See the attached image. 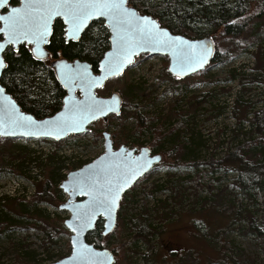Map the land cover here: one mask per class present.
<instances>
[{
    "label": "rangeland",
    "instance_id": "1",
    "mask_svg": "<svg viewBox=\"0 0 264 264\" xmlns=\"http://www.w3.org/2000/svg\"><path fill=\"white\" fill-rule=\"evenodd\" d=\"M263 28L264 19L251 21L243 39L215 41L216 47L224 53L230 43L246 44ZM252 54L256 52L250 49L245 56ZM245 56L229 65L210 64L204 72L176 81L168 72L167 57L142 55L98 91L101 97H122L119 116L61 142L0 138V215L11 223H2L0 230V264H53L72 254V234L65 226L71 214L59 208L69 196L61 185L68 174L105 152L104 132L112 134L116 150L148 147L163 155L178 144V133L180 141L190 140L189 147L196 144L180 166L163 155L162 163L126 194L116 230L100 240L114 253L115 264H264V188L246 192L235 185L234 170L211 165L237 146L238 113L227 102L238 82L223 80L240 62L246 63L240 78L254 74L261 59ZM262 91L259 83L242 89L253 104L262 102ZM161 124L167 136L159 148L155 130ZM44 152L65 166L59 184L63 196L54 204L37 198L46 176L31 162ZM37 202L44 216L40 221L27 212ZM135 222L155 230L150 241L137 236Z\"/></svg>",
    "mask_w": 264,
    "mask_h": 264
},
{
    "label": "trees",
    "instance_id": "2",
    "mask_svg": "<svg viewBox=\"0 0 264 264\" xmlns=\"http://www.w3.org/2000/svg\"><path fill=\"white\" fill-rule=\"evenodd\" d=\"M11 3L18 5L20 2L12 0ZM130 5L142 14L154 16L163 27L174 34L192 39L214 36V40L218 42L243 39L251 21L264 19V0H130ZM53 30L48 48L51 53L50 60L63 57L70 61L75 59L88 61L92 64L94 71H98L99 62L110 49V34L102 22H94L78 43L66 42L64 25L60 20L55 22ZM230 46L224 53L219 52L217 46L212 64L229 65L244 57L250 49H253L256 54L245 57L251 58L254 62L258 59L261 61L256 63L253 75L240 78V72L246 68V63L240 62L223 80L238 82L235 92L231 93L227 102L228 109L238 113L239 122L235 130L237 146L211 165L234 170L235 185L246 192H251L253 189L264 188V91L259 95L262 102L253 104L242 93V89L255 83H259L261 87L264 86V28L257 37L246 44L238 41L237 45L232 46L230 43ZM5 59L8 68L2 76L1 83L24 111L43 119L53 116L61 109L66 93L57 83L54 72L49 68V61L34 60L30 49L24 45L20 47L19 52H15L12 48L8 49ZM249 64L251 65L252 62ZM143 119H140L142 124ZM155 131L158 136L156 146L162 148L161 142L167 136L163 133V124ZM179 135L178 133L174 136L178 144L171 150L163 151V155L171 159L172 164L176 166L183 164L185 155H189L196 146V144L193 146L191 142L189 147L190 140L180 141ZM184 136L186 137V134ZM201 144L202 142L199 141L197 147ZM56 158L50 152H44L31 162L37 168H42V175L46 176L44 182L39 184L41 191L37 198L40 203L54 204L63 196L59 184L65 178L62 176L65 166L64 162L55 164ZM126 194L121 206L126 202L124 199ZM39 202L35 205L33 203L27 210L30 212V217L37 221L44 218ZM7 218L8 216L0 215V230L4 229L2 223L11 224L5 220ZM134 224L138 229L137 236L147 241L152 239L155 230H151L146 225L141 226L139 222ZM252 229L260 233L255 224H252ZM102 231L103 221L100 220L96 230L88 235V241L98 248L104 247L100 243Z\"/></svg>",
    "mask_w": 264,
    "mask_h": 264
},
{
    "label": "water",
    "instance_id": "3",
    "mask_svg": "<svg viewBox=\"0 0 264 264\" xmlns=\"http://www.w3.org/2000/svg\"><path fill=\"white\" fill-rule=\"evenodd\" d=\"M11 2L12 0H7L6 4L0 6V17L9 16L13 8H22L26 0H19L18 5H13ZM126 7L135 11L139 17H147L149 20L154 21L157 27L153 31H158L160 39L167 41V45L161 46L156 43L144 42L142 45L137 46L133 42L131 44L133 54L129 57L130 62L123 61L119 72L102 70L104 65L110 61L115 64L118 59H123L122 54L117 52L114 43L116 34L106 17L92 16L84 23L80 31L72 36L71 26L65 22V17L55 16L49 24L50 34L47 36L46 42L40 43L39 48L36 44L23 39L19 42L10 43L7 35L8 22L0 19V29L3 30L0 31V45L3 46L0 49V59L3 60L4 64V67L0 68V89H2L0 91V138L61 142L71 136L87 134L91 125L100 120L106 122L110 116H119L123 106L122 97L118 93H113L110 97H101L98 95V91L102 90L108 81L122 76L142 55L167 57L169 59L168 72L179 81L204 72L215 60L216 43L214 36L191 39L184 35L174 34L168 28L163 27L154 16L142 14L138 9L131 6L130 0H126ZM57 20H60L64 25L67 43L71 41L74 43L80 42L85 32L94 22H102L106 26L110 34V49L99 62L97 72L94 71L92 64L88 61L79 59L70 61L63 57L50 60L51 53L48 48L51 44L53 28ZM23 45L30 49L34 60L38 62L49 61V68L54 72L57 83L66 93L61 109L53 116L39 119L24 111L1 83L2 76L8 68L5 59L7 50L12 48L15 52H19L20 47ZM181 51L189 54L187 58L180 54ZM90 78L98 80L99 85L90 86ZM113 97L117 98L118 103L113 102ZM93 98L95 101H105L107 105H110V108L105 107L106 114L97 112L95 118H93L87 112L80 113L76 110L83 105L92 104ZM20 117H31V120L35 123L25 122L23 126H17L12 120ZM63 120L74 122L77 127L60 131V128L54 122ZM57 134L59 138H57ZM104 149L105 152L100 157L81 169L68 174L67 180L61 185V189L69 196L67 202L59 208L61 211L65 210L71 214V217L65 222V226L72 234L70 242L72 254L53 264H115L116 257L114 253L109 249H101L90 243L88 235L96 230L100 220L103 221L102 237L111 235L117 227L118 214L124 195L141 178L163 161L161 154H153L148 147L141 148L139 152L126 146H121L116 150L114 141L108 132H104ZM118 185H122V188L119 191L116 207L113 208L111 215L101 209L93 216L91 226H83L82 220L78 219V214L82 217L90 214L93 198H102L107 194L109 188L115 189ZM79 198L81 200L78 201ZM82 245H86L91 250L85 253L84 258L78 256Z\"/></svg>",
    "mask_w": 264,
    "mask_h": 264
},
{
    "label": "snow or ice",
    "instance_id": "4",
    "mask_svg": "<svg viewBox=\"0 0 264 264\" xmlns=\"http://www.w3.org/2000/svg\"><path fill=\"white\" fill-rule=\"evenodd\" d=\"M6 2L7 0H0V6H3ZM55 16L65 17V22L71 26L72 36H75L84 23L92 16H102L109 20L116 34L114 43L116 44L117 52L122 54L123 59H118L115 64L111 61L105 64L102 69L104 71L119 72L123 61L130 62L129 57L133 54L131 51L133 42L137 46L142 45L144 42L156 43L161 46L167 45V41L160 39L158 31H153L157 27L155 22L147 17H139L135 11L128 9L126 0H26L22 8H13L9 16L0 17V19L8 22L7 35L10 43L19 42L23 39L36 44L37 48H39L41 42H46V38L50 34V21ZM0 31L3 30L0 29ZM2 47L0 45V49ZM180 54L185 58L189 55L183 51ZM113 55L116 58L115 54ZM2 67H4L3 60L0 59V68ZM94 85H99V81L95 78H90V86ZM113 102L118 103L116 97H113ZM106 106L110 108L107 102L95 101L93 98L92 104L83 105L76 110L80 113L87 112L95 118L97 112L106 114ZM12 122L17 126H23L25 122L35 123L31 120V117H20L13 119ZM54 123L60 128V131L77 127L74 122L66 120L55 121ZM57 138H59L58 134ZM121 188L122 185H118L115 189L109 188L107 194L102 198L97 199L94 197L91 213L83 217L78 214V219L82 220L83 226H91L93 216L101 209L111 215L113 208L116 207ZM90 251L86 245H82L78 256L84 258L85 253Z\"/></svg>",
    "mask_w": 264,
    "mask_h": 264
},
{
    "label": "flooded vegetation",
    "instance_id": "5",
    "mask_svg": "<svg viewBox=\"0 0 264 264\" xmlns=\"http://www.w3.org/2000/svg\"><path fill=\"white\" fill-rule=\"evenodd\" d=\"M107 122V121H106ZM92 126V125H91ZM108 133H110V132H108ZM110 135H111V138H112V140L114 141V139H113V136H112V134L110 133ZM103 138H104V133H103ZM114 144H115V142H114ZM115 146V145H114ZM162 155V154H161ZM163 156V155H162ZM164 159V158H163Z\"/></svg>",
    "mask_w": 264,
    "mask_h": 264
}]
</instances>
